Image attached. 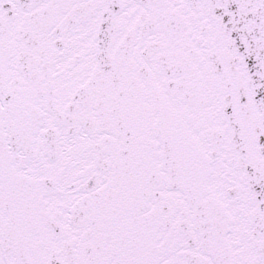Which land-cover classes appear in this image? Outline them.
Listing matches in <instances>:
<instances>
[{
	"label": "snow or ice",
	"instance_id": "6c2138e0",
	"mask_svg": "<svg viewBox=\"0 0 264 264\" xmlns=\"http://www.w3.org/2000/svg\"><path fill=\"white\" fill-rule=\"evenodd\" d=\"M0 264H264V0H0Z\"/></svg>",
	"mask_w": 264,
	"mask_h": 264
}]
</instances>
